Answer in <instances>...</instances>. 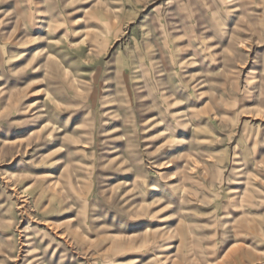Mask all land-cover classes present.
<instances>
[{
	"label": "rangeland",
	"instance_id": "374dc122",
	"mask_svg": "<svg viewBox=\"0 0 264 264\" xmlns=\"http://www.w3.org/2000/svg\"><path fill=\"white\" fill-rule=\"evenodd\" d=\"M0 264H264V0H0Z\"/></svg>",
	"mask_w": 264,
	"mask_h": 264
}]
</instances>
